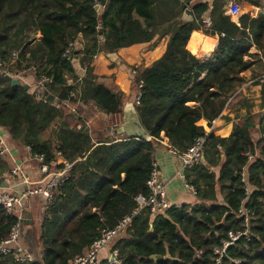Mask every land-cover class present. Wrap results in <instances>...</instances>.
<instances>
[{
	"label": "trees",
	"instance_id": "obj_1",
	"mask_svg": "<svg viewBox=\"0 0 264 264\" xmlns=\"http://www.w3.org/2000/svg\"><path fill=\"white\" fill-rule=\"evenodd\" d=\"M94 1L0 0L2 59L9 63L11 52L20 49L22 59L52 76L49 91L42 94L0 76V126L6 136L47 160L59 149L74 162L56 202L41 223L32 220L29 227L40 244V257L20 262L5 255L0 264H68L86 252L101 230L131 214L138 194L148 195L145 182L161 133L180 151L205 137L203 163L185 171L195 188V203L171 206L157 215L146 207L140 210L112 244L121 264H215L213 249L221 247L229 232L244 229L240 206L254 213L250 236L230 246L222 264H234L233 260L264 264V111L243 117L225 111L246 82L240 73L251 65L245 59L249 50L255 47L264 54V0H239L262 8L255 17L242 14L239 24L225 15L226 0H97L104 5L100 16ZM186 9L191 20L182 19ZM205 14L210 27L201 22ZM37 32L41 39L28 41V35ZM163 38L166 48L161 57L147 66L128 65L131 89L136 92L131 99L113 74L94 72L92 61L99 53L140 43L152 50ZM74 41L78 51L66 61L64 50ZM13 65L17 70L22 67L18 62ZM80 68L81 82L67 86L66 77L77 79ZM253 88L259 89L264 107V84L255 82ZM72 90L76 94L70 103H91L101 115L122 114L125 103L134 102L139 91V104L134 106L149 140L118 136L95 142L86 125L91 120L66 107ZM67 113L76 118L70 122ZM220 114V124L233 121L230 135L220 137L213 130L204 135L197 122L210 123ZM52 127L53 142L48 139ZM255 127L258 140L253 137ZM248 151L254 155L251 160ZM9 168V162L0 158V178L5 179ZM243 172L248 194L241 181ZM16 219L0 206V240ZM166 250L176 260L150 259ZM197 250L202 251L200 257Z\"/></svg>",
	"mask_w": 264,
	"mask_h": 264
},
{
	"label": "built area",
	"instance_id": "obj_2",
	"mask_svg": "<svg viewBox=\"0 0 264 264\" xmlns=\"http://www.w3.org/2000/svg\"><path fill=\"white\" fill-rule=\"evenodd\" d=\"M92 6L97 15L100 16L103 12L104 5L95 0ZM225 14L236 24H239L238 18L242 15V10L236 1L226 0ZM201 22L204 27L211 26V20L208 16H202ZM75 49L77 50L75 41L70 42L63 53V57L66 61L72 60V53ZM16 62L20 63L22 67L13 74L9 70V65ZM80 70L81 73L77 75V79L66 77L67 86H72L81 82L84 69L80 68ZM134 73L135 70H132V74ZM27 75L33 76V87L36 88L37 94L49 91V86L52 83V76L39 73L37 65L28 63L25 59H22L20 49L11 52L9 63L2 59L0 52V76H8L11 79H22ZM258 79L264 84V73ZM141 83L140 81L138 87H141ZM75 94L76 91L72 90L66 102V107L71 111H75L76 106L70 103L69 99L74 98ZM140 96L141 93L138 91L135 101L133 102L134 105L139 104ZM221 116L222 114L218 115L212 119L210 123L207 122L206 126H203L204 135L212 130L214 131L220 125ZM118 124L117 121L113 122L109 126V130H115ZM86 125H89V121L86 122ZM4 130L5 129L0 126V158L8 160L10 162V168L5 175L7 187H0V206L4 208L7 215H15L17 219L11 226L7 237L0 240V258L5 255H12L15 260L20 262L34 261L36 259L35 254L30 251L22 241V238L25 236L26 205L31 198L37 200L41 207L40 213L44 215L49 207L56 202L58 190L68 180L74 162L66 160L59 149L55 151L52 158L47 160L43 154L34 152L30 146L20 145V147H14L11 143V137L6 136ZM158 141L164 143L162 139ZM204 143L205 137L199 136L194 139L193 143L184 151L177 150L166 143L169 153L174 155L179 163L176 171L177 176L181 179L183 188L192 195L196 193L195 188L186 180L185 171L203 163ZM246 156L248 160H251L254 155L248 151ZM244 174V172L241 174V181L245 183V192L248 194ZM8 180H17L19 188H16L14 184L9 185ZM145 185L149 193L147 196L138 194L135 197L137 206L131 214L120 219L114 227L101 230L100 235L92 242L87 251L76 256L68 264H100L99 255L102 252H106L105 261L108 264H121L118 250L112 248V243L125 232L134 215L138 214L140 210L145 207L149 209L151 214L157 215L163 214L171 206L177 208L180 206L179 204H171L156 159L151 161V169ZM243 202L244 201H242V203ZM238 213L243 218L242 225L244 229L229 232L228 238L222 241L221 247H215L213 249L215 264H222V258L226 254L227 249L237 240L242 236L246 238L250 236L248 229L254 213L250 209L243 208V206L239 207ZM201 254L202 251L197 250L195 255L196 257H200ZM233 262L234 264H238L240 260H233Z\"/></svg>",
	"mask_w": 264,
	"mask_h": 264
},
{
	"label": "crops",
	"instance_id": "obj_3",
	"mask_svg": "<svg viewBox=\"0 0 264 264\" xmlns=\"http://www.w3.org/2000/svg\"><path fill=\"white\" fill-rule=\"evenodd\" d=\"M202 1V0H201ZM210 2L211 0H206ZM236 1L241 10L242 14L248 13L250 16L255 17L259 11L262 10L261 5H253L251 3H248L246 1H239V0H234ZM190 2V0H189ZM193 3V2H190ZM226 15V14H225ZM204 16H208L205 14ZM35 34V37L29 38L28 41L34 39V40H39L41 39V34L39 32L33 33ZM148 44L147 43H140V44H134L129 47H124L119 49L116 52L113 53H99L96 55L92 61V65L94 68V72L96 74H105V75H114V82L119 86V88L126 94L129 95L130 89H131V76L129 75V69H127L128 65L130 66H140L144 65L147 66L154 60L158 59L161 57V55L164 53L165 48H166V38H163L160 43L154 47L152 50L147 49ZM250 56H246L245 59L251 62L250 67L240 73V76H242L246 82L241 86L242 89H245L248 87L249 84L254 82L255 79L259 81V77L264 73V54H262L259 50H257L255 47H252L249 50ZM78 62V61H76ZM13 65V64H11ZM9 65V68L10 66ZM262 70V73L259 74L256 77V74L258 71ZM256 77V78H255ZM23 84H27L29 87H33L34 83V78L32 75H27L23 77L22 79H19V82ZM260 82V81H259ZM261 83V82H260ZM263 84V83H262ZM188 105H194V103H188ZM243 102L239 105L240 109V114L239 116H244L243 113L241 112ZM261 110L264 111V107L261 106ZM226 114V113H225ZM115 115L119 114H103L106 119H109L111 117H115ZM222 117V116H221ZM197 125L199 126H206L207 121L205 119H200L197 122ZM258 126V125H257ZM233 128V121L229 123H222L220 124L215 130L214 134L218 135L220 137H228L232 131ZM107 134L104 137H101L100 139H106V138H116L118 135H114L111 133L112 131L107 129ZM221 131H225L224 134H221ZM162 135V141L164 143H160V145L156 148L154 152V157L157 160L160 171H161V176L162 179L166 185V192L168 195V198L171 202V204H194L195 203V195H192L188 191H186L183 188L182 181L181 179L177 176V169H178V161L175 158L174 155L170 154L167 147L166 143L168 144V139L164 137L163 133ZM120 137V136H119ZM99 140V139H97ZM96 140V141H97ZM95 141V142H96ZM9 185L14 184L16 188H19V184L17 180H8ZM40 207V204H38L37 200L34 201H29L26 205V222H28L30 216L31 224L36 221L35 218L33 217V213L37 216V208ZM30 225H27L26 227L29 228ZM35 237L30 234V228H29V233L28 235H25L23 237V242L24 244L29 243V240L34 239ZM35 243V241H34ZM36 244V245H35ZM32 246L28 245L31 249H35V257L36 259L40 257V244L36 242ZM87 251V250H86ZM85 253V252H84ZM106 252H102L99 255V261L105 260Z\"/></svg>",
	"mask_w": 264,
	"mask_h": 264
},
{
	"label": "rangeland",
	"instance_id": "obj_4",
	"mask_svg": "<svg viewBox=\"0 0 264 264\" xmlns=\"http://www.w3.org/2000/svg\"><path fill=\"white\" fill-rule=\"evenodd\" d=\"M198 1H201V0H190V2H198ZM28 37L33 38V37H35V34L30 33V35H28ZM9 70L13 74L18 71L14 65H11ZM80 73H81V71L79 70L78 74H80ZM261 73H262V70L258 71L256 74V77ZM255 82H258V80L255 79L254 82L249 84L248 87H246L245 89H242L240 87L239 91L237 92L238 93L237 97L234 100L230 99L229 100L230 104L226 105L225 111L228 112L227 114H230V115L237 114V113L240 114V109L238 107L241 104V102H243V105L241 106L243 109V110H241L243 115L246 112L245 115L247 113H251V114L259 116L263 112V110H261L262 101L260 99L259 89L253 88ZM21 83L23 84L22 81H21ZM135 93H136L135 90L132 91V89H130L129 98L131 99L133 97V94H135ZM130 101H127V102H130ZM75 106H76V110L78 112L82 113L84 116H86L87 119L91 120V123L89 124V129H90V134H91L92 138L94 139V141H96L97 139H100L101 137L106 136L107 131H108L107 129L109 128V126L113 122L117 121L119 124L121 123L122 114L117 115V117L115 115V117H111L109 119H106L104 116H102L99 113V111L91 103L87 104L86 102H83V105H81V103H75ZM67 116H68V120L70 122L76 118V115L73 116L69 113H67ZM257 118L255 119L256 123H257ZM111 133L116 135L115 130H113ZM53 137H54V127H52L50 133L48 134V139H50L53 142ZM253 137L255 138V140H258V138H259V134L257 133L256 127L253 129ZM11 143L13 144L14 147H20V145H21L17 141H14L12 138H11ZM9 166H10V162H9ZM31 200L34 201L35 199L31 198L29 201H31ZM40 208L41 207H38L36 209L38 212L37 216L35 215V213H33V217L34 218L36 217L35 220H36L37 224L41 223V218L43 217V215H41V213H40ZM24 228L26 229L27 227L25 226ZM22 241H24L23 238H22ZM34 241H35V243L37 242L35 240V238L29 240V243H27V244H24V242H23V244L33 253L35 252V249H33V248L31 249L30 247H28V245L32 246L33 244H35Z\"/></svg>",
	"mask_w": 264,
	"mask_h": 264
},
{
	"label": "water",
	"instance_id": "obj_5",
	"mask_svg": "<svg viewBox=\"0 0 264 264\" xmlns=\"http://www.w3.org/2000/svg\"><path fill=\"white\" fill-rule=\"evenodd\" d=\"M182 19L183 20L192 19L191 11L189 9H186L184 11L182 15ZM11 81L13 85L20 84L19 79L17 78H13ZM22 85L25 89L28 87V85L25 83ZM115 133L118 136H127L128 138H133V139L149 140L150 135L147 132V130L142 126L133 102L130 101L125 103L122 111L121 123L115 129ZM0 187L1 188L7 187V182L4 178H0ZM27 218H29V220L28 222L25 223V226L31 224L30 216H28ZM28 233H29V228H26L24 235H28ZM150 259L176 260L175 258L170 256L167 250L165 255L153 254L150 256Z\"/></svg>",
	"mask_w": 264,
	"mask_h": 264
}]
</instances>
